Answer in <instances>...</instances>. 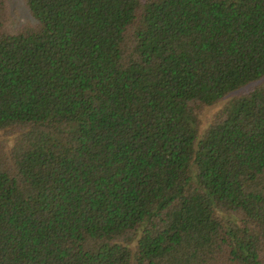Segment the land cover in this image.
<instances>
[{"label": "trees", "instance_id": "obj_1", "mask_svg": "<svg viewBox=\"0 0 264 264\" xmlns=\"http://www.w3.org/2000/svg\"><path fill=\"white\" fill-rule=\"evenodd\" d=\"M0 0V264H264V0Z\"/></svg>", "mask_w": 264, "mask_h": 264}, {"label": "rangeland", "instance_id": "obj_2", "mask_svg": "<svg viewBox=\"0 0 264 264\" xmlns=\"http://www.w3.org/2000/svg\"><path fill=\"white\" fill-rule=\"evenodd\" d=\"M5 3L7 8L6 29L7 31H9V33H16L19 30L25 28H34L36 26L37 22L31 16L28 8L24 3V0H5ZM262 82H264V79L257 82L256 84H251L240 89L239 91L227 96L213 106L203 109L198 117V131L202 133L211 122L214 114L219 109H221L228 101H230L234 97L243 95ZM17 140V134L5 135L4 133H0V151L4 152L6 156H10L13 152V149L17 145Z\"/></svg>", "mask_w": 264, "mask_h": 264}]
</instances>
